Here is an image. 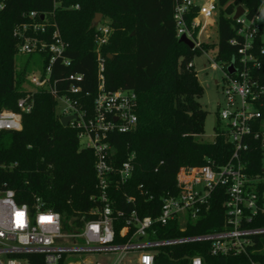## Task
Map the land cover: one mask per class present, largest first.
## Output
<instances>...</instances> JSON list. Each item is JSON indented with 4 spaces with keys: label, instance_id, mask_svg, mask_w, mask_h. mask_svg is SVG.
I'll use <instances>...</instances> for the list:
<instances>
[{
    "label": "trees",
    "instance_id": "obj_1",
    "mask_svg": "<svg viewBox=\"0 0 264 264\" xmlns=\"http://www.w3.org/2000/svg\"><path fill=\"white\" fill-rule=\"evenodd\" d=\"M262 0H216V40L202 44L223 64L231 60L237 45H230L237 25L231 14L242 5L251 16ZM0 110H16V100L24 90L23 81L30 71L27 58L16 66L19 39L13 29L31 22L28 16L35 11L46 16V33L29 34L49 42L55 25L66 43L64 57L70 61L53 64L52 78L57 89L66 85L61 79L68 73H81L79 84L92 95L96 91V26L90 22L95 13L107 19L111 32L101 45L104 58V88L130 89L136 94L135 129L117 133L111 139L115 148L114 164L119 165L133 153V171L120 182L109 184V200L113 210L124 214L136 210L139 215H154L159 198L176 192V173L181 166L223 164L231 153V144L223 129L214 126L211 141L201 139L206 111L200 105L201 85L193 69L192 58L201 53L179 42L173 20L174 0H0ZM192 9L188 22L194 15ZM40 18L37 17L36 21ZM256 47L264 45L259 35ZM45 51V50H44ZM32 63H47L45 52L30 53ZM260 66L254 78L264 86V54L258 56ZM189 63H191L189 65ZM33 107L21 115L20 130L0 131V190L11 189L17 203L32 205L36 197L42 207L58 212L65 230H77L83 221L94 218L92 210L99 207L98 186L92 150L80 147L75 129L59 122L55 101L45 90L33 93ZM264 118V94L257 105ZM245 152L246 169L250 174H262V152L258 141ZM131 200L127 201L126 197ZM151 196V198H150ZM221 189H215L207 208L200 216L179 231L174 221L159 226L158 238H175L206 234L221 228L223 200ZM122 218L114 221L115 243L127 236L119 235ZM264 225V219L250 226ZM254 249L248 255H213L208 240H195L159 248L158 258L164 263L180 259L183 254L199 255L203 264H264V234L254 237ZM31 264H44L41 254L27 255ZM35 260V261H34Z\"/></svg>",
    "mask_w": 264,
    "mask_h": 264
},
{
    "label": "built area",
    "instance_id": "obj_2",
    "mask_svg": "<svg viewBox=\"0 0 264 264\" xmlns=\"http://www.w3.org/2000/svg\"><path fill=\"white\" fill-rule=\"evenodd\" d=\"M242 8L243 12L233 19L237 25L236 35L229 39L230 45H237L236 53L228 62L219 64L212 53L202 48V44L216 40V0H174L176 37L185 35L193 44L190 49L209 55L210 67L222 72L223 82L217 83L222 100L217 103L220 108L216 114L222 121L218 127L224 130L231 144V153L220 165L179 167L175 177L176 192L161 195L155 214L143 216L134 209L126 214L113 210L109 200L110 182L114 177L120 182L129 178L134 157L130 153L115 166L111 139L117 133L134 130L137 118L134 91L104 88V58L100 47L111 32L108 21L100 19L95 25L97 87L92 95L83 91L79 84L83 80L81 73H68L61 79L66 85L58 91L57 80L51 74L57 60L66 66L70 64L63 55L66 43L55 25L50 30L49 42L29 34L46 33L48 23L44 14L28 13L31 22L17 25L12 31V35L20 40L17 52H45L47 63L42 67L34 66L26 75L30 87L16 100L17 109L0 110V131L20 130L21 115L33 107V93L37 90L49 92L59 119L71 116L67 125L75 129L79 146L92 150L101 205L91 211L95 217L83 221L79 229L65 230L61 215L43 208L38 197L30 206L17 203L11 189L0 190V264H31L27 257L30 254H41L44 264H179L175 260L162 263L158 258L159 248L195 240H208L213 255H248L253 251L254 237L264 234V225L250 226L252 221L264 219V173H248L243 154L249 152L253 141H258L264 157V118L257 107L264 86H260L253 75L260 66L258 56L264 54V45L259 48L255 45L256 37H260L258 22L264 21V0L251 16H247L245 7ZM192 9L195 13L188 22L187 16ZM37 17L39 21H36ZM230 65L232 72L227 69ZM215 189H221L225 197L221 228L193 236L157 237L158 227L171 221L176 223L179 231H184L189 223L198 219L202 209L207 208ZM126 200L131 197L127 196ZM118 218L123 220L119 235H128L123 243L114 242V221ZM116 250L133 253V257L104 263L91 260L78 263L74 258L75 254ZM180 259L184 260L183 264H203L199 255L183 254ZM249 264L259 263L250 260Z\"/></svg>",
    "mask_w": 264,
    "mask_h": 264
},
{
    "label": "rangeland",
    "instance_id": "obj_3",
    "mask_svg": "<svg viewBox=\"0 0 264 264\" xmlns=\"http://www.w3.org/2000/svg\"><path fill=\"white\" fill-rule=\"evenodd\" d=\"M104 21L107 22L108 20L104 18ZM258 24L260 27V38L262 41H264V21H259ZM207 56L209 55L204 53L194 55L192 58V64L193 69L196 72V78L201 85V95L198 98V101L202 108L206 111L201 139L205 141H211L215 134L214 126L221 125L222 123L216 112L220 108L217 103H221L222 100L220 88L217 83H222L223 79L222 72L218 68L212 69L210 67L212 60H209ZM27 58L31 62L30 68L32 69L35 65L32 63V60L36 57H29L27 54H18L16 56V66H20ZM22 86L24 87V90H28L30 87V85L25 81H23ZM261 168L264 170V157L261 159ZM131 257H133V253H119L117 250L109 252L92 251L87 252L84 255L78 256L75 254L74 256L75 262L78 263L88 262V260L104 263L112 262L114 260L117 261V259L122 260L121 258L126 259Z\"/></svg>",
    "mask_w": 264,
    "mask_h": 264
},
{
    "label": "water",
    "instance_id": "obj_4",
    "mask_svg": "<svg viewBox=\"0 0 264 264\" xmlns=\"http://www.w3.org/2000/svg\"><path fill=\"white\" fill-rule=\"evenodd\" d=\"M243 12V8L241 5H237L234 11V14L232 15V19H235L237 16H239L241 13ZM42 18V16H41ZM101 19V14L100 13H95L93 18L91 19L90 25L91 27H93L94 25H96V23H98ZM179 42H183L184 44H186L189 48H191L193 46L192 42L185 37V35H181L178 38ZM229 72L233 71V67L232 65H230L228 68ZM71 119V116H66V117H62L59 119V122L61 125L66 126L68 121Z\"/></svg>",
    "mask_w": 264,
    "mask_h": 264
}]
</instances>
